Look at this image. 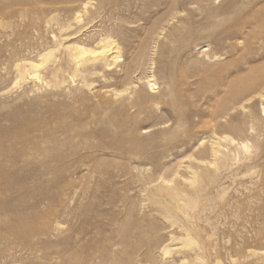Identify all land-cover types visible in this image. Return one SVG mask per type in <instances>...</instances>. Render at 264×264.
I'll list each match as a JSON object with an SVG mask.
<instances>
[{
	"label": "rangeland",
	"instance_id": "rangeland-1",
	"mask_svg": "<svg viewBox=\"0 0 264 264\" xmlns=\"http://www.w3.org/2000/svg\"><path fill=\"white\" fill-rule=\"evenodd\" d=\"M6 1L0 0V159L8 160V148L45 141L53 132L56 138L62 137L63 128L72 126L91 141V147L82 150L89 155V166L95 168L98 158L108 165L95 172L71 174L77 187L62 205L55 203L61 206L60 214L54 213L55 207L43 209L50 219L60 222L58 231L41 239L52 243L48 242L49 255L31 253L24 248L28 241L8 234L0 240V264H64V255L76 253L81 264H112L104 257L109 241L118 256H131L125 264H264L262 106L257 102L255 111L261 117L254 124L247 112L231 111L228 118L238 119L240 125L245 122V129H227L216 123L219 88L197 89L213 70L221 78H233L264 62L262 48L246 47L235 36L240 15L226 14L231 0H208L172 18L171 0ZM85 2L91 3L87 9ZM230 16L234 19L229 22ZM222 17L227 19L225 24L223 20L214 26ZM157 20H163L164 26ZM109 39L122 53L112 68L102 65V60L88 68L70 62L68 45L95 47ZM50 50L53 53L45 65L37 72L30 68L32 73L20 77L18 63L39 62ZM136 53L140 62L128 75L124 63ZM193 61L197 62L194 67ZM55 67L62 73H53ZM183 67H191L185 82ZM151 73L157 79L154 89L147 78ZM171 84L188 103L182 115L168 102ZM127 86L129 90L121 92ZM115 89L121 93L114 94ZM145 91L148 107L140 112L132 103ZM112 117L122 119L124 127L111 122ZM102 129L105 135H100ZM131 134L144 145L143 152L111 146L122 140L128 143ZM225 135L234 142L224 139ZM217 137L221 138V156L215 165L207 164L212 160L208 147ZM243 141L250 143L249 151L241 150ZM193 170L197 171L195 181ZM188 199L194 200L193 207L185 205ZM125 221L132 239L123 247L119 225Z\"/></svg>",
	"mask_w": 264,
	"mask_h": 264
},
{
	"label": "bare ground",
	"instance_id": "bare-ground-1",
	"mask_svg": "<svg viewBox=\"0 0 264 264\" xmlns=\"http://www.w3.org/2000/svg\"><path fill=\"white\" fill-rule=\"evenodd\" d=\"M205 1H208V0H171V1H168V8L170 10L169 12H171L170 18H172V16L176 17V15H177L176 13L180 12V10H184V8H186V7H187V9L190 8L189 6L193 7V9H194V6H196V5L202 7L204 5ZM208 4H209V2H208ZM89 5H91L90 2H85L84 8L87 9L89 7ZM7 6H9V5H7ZM225 11H226V14H229V15H232V14H239L240 15V18L237 20L238 23L235 24V30H234V32L236 34L235 36L241 37L242 39L239 38V40L240 39L243 40L245 42L246 47L253 48L255 45L259 46L260 48H262L261 50H263V54H264V0H231V2L229 4H227V6L225 7ZM167 15L170 16V14H167ZM80 16L81 15H79L78 17H80ZM209 19H211V18H209ZM233 19L234 18L232 16H230L228 18L229 22H230V20H233ZM166 20H169V19L166 18ZM223 20H224L223 24H225V21L227 19L225 20L222 17V20H220V21L216 20L214 22V26L223 22ZM4 21H6V20H4ZM169 21H167V22H169ZM6 22H8V21H6ZM162 22H163V20H160V22H158V20H157L158 24H161V26H164ZM164 23H166V21ZM212 26H213V24H212ZM234 32H233V34H234ZM225 34H227V33H225ZM67 49H68L67 51H68V55H69L68 58H69L70 62L75 63L76 67H79V68L81 66L85 68V67H87L88 64H90V63L94 64V62H96L97 60H102V65H106L109 68H112L114 65L119 63V61H120L119 59L122 56L120 46L117 44L114 45V41L111 39L105 41L104 43H99L95 47H88V46L81 45V44H73V45H68ZM206 50H207V46L202 51L205 52ZM65 51H66V49H65ZM249 51H251V50H249ZM52 53H53L52 50L43 53L40 57L39 62L33 61L34 60L33 59L27 63H24V65H21L20 63H18L19 65H17V71H18L20 77L22 76V78H23L25 76V74L29 75L28 71L30 73H32L33 71L37 72L38 71L37 68H39L42 65H45V63H47V61H48V58H50V55L52 56ZM247 55H249V54H247ZM244 56L245 55H243L242 57H244ZM64 58H66V57H64ZM140 58H141L140 54L136 53V55L131 56V58L128 62L124 63V67L127 70V74H128V71H130L132 69L134 70V68L137 67V65L140 62ZM63 61H64V59H63ZM60 62H61V60H60ZM195 62L193 61L192 64ZM57 63L58 62H56V64ZM187 64H188V62H187ZM60 65H62V64H60ZM63 65H64V63H63ZM189 66H191V64ZM14 67H16V66H14ZM58 67H60V66L58 65ZM61 67L63 68V66H61ZM193 67H194V64H193ZM30 68H32L33 71H30ZM190 68L191 67H189V69L186 67H183L180 69L181 74L183 76V82H185L187 77L189 76V74L191 72ZM57 69L58 68L55 67L53 70V73H54V71H55V73H58L57 71H59V70H57ZM195 69H197V68H195ZM210 69H213V68H210ZM84 70H87V69H84ZM214 71L215 70H213V73L209 72L208 74H206L204 76L203 81L201 82V84H198L199 87H197V89L198 88L200 90L204 89V88L210 89L211 87L219 88V94H218V98H217V102H216V111H215V116L218 118L216 120L217 126L218 125L219 126H225V128H227V129L244 131L245 122L243 120L242 121L244 122V124L240 125L238 122V119H231V118H228V116L231 114V111L240 110L241 112H245V113L247 112V116L250 119V122H252L254 124V122L257 120V118L261 117L255 111V107H256L257 102H259L260 105L262 106L261 107L262 111H263L262 113H264V62L257 64V65L250 66L244 73H242L236 77H233V78H229V76L221 78ZM59 72H61V71H59ZM34 75H35V77H39V75L37 73H35ZM51 75H52V73H51ZM56 76H58V75H56ZM147 78H148V83L150 84L152 89H154V86L157 84V79H156L155 75L151 73L150 75L147 76ZM189 78L190 77H188V79ZM13 85H14V83H13ZM170 86H171V88H170L169 93L171 95H170V99L168 102H170V105L175 110H177L180 115H182L184 113L188 103L186 101H184V99H182L180 96L177 95V93L173 90L174 87L172 86V84ZM129 88H130V86L123 88V91H121V92H127L129 90ZM206 89H205L204 93L206 92ZM114 91H115L114 94H116V95L121 93L117 89H115ZM209 91H212V89ZM200 92L201 91H199V93ZM202 94H203V92H202ZM151 96H153V95L151 94ZM148 98H149V93L145 91L143 93V95H141L137 99H135L132 104L134 107H136L138 110H140V112H142L148 104ZM159 101H160V103L162 102L161 100H159ZM155 105H157V103ZM50 107H51V105H50ZM52 107H53V105H52ZM140 112H139V114H140ZM70 116L71 115H69V117ZM238 116H239V114H238ZM180 119H181V117H180ZM221 119H224V124H221ZM241 119H243V118H241ZM78 121H79V119H78ZM110 121L114 122L120 128H123L125 125V122L122 119H116V118L112 117L110 119ZM215 126L216 125H214V128H215ZM5 130H7V129H5ZM92 131H95V130H92ZM125 132H127V130ZM84 133L75 127L65 126L63 128V136L62 137L56 138L55 135H53L54 134V132H53L52 136L48 135L47 136L48 138L45 141H40V140L27 141L26 147H23L21 149H16L15 147L12 149L11 148L7 149L9 151V153L7 155L8 160L0 159V240L2 238L6 237V235H8V234H13V235L15 234L18 237H20V239L26 240V242L28 241V243L24 246V248L28 249L31 253L37 254L39 251H44L45 252L44 254L47 253L46 250L48 248V244H49L48 242H50V241H47V240L41 241V239L44 236L52 234L53 231L55 232V230L58 231L60 222H54L52 219H50L51 216L48 215L46 212H44L43 209L46 207H55L56 211L54 213L60 214V212L62 210L61 206H55V203L57 201H59L60 204L62 205L61 202L62 201L66 202V200L70 197L71 193L73 194L75 192V189L77 187L76 181H74V178L71 177V174H73L74 172H77L79 170L85 171V170L94 169V172H95V170L104 169V166L108 165V162H106L105 159L98 158L96 165H95V168H92L91 167L92 165L89 166V164H91V163L88 164V162H86V161H88L87 158L89 155L86 154L85 152H82V150L83 149L86 150L87 148L91 147V141L88 139L87 135ZM99 133H100V135H105L106 131L102 129L99 131ZM0 135H1V133H0ZM96 135H98V134H96ZM120 135H123V132H121ZM91 136H92V134L90 135V137ZM118 136H119V134H118ZM42 138L43 137L40 136V139H42ZM224 139H227L231 142H234V139L230 135H225ZM220 140H221V138L217 137L216 140L211 141V144L208 147V152L212 156V160L206 161L207 164H214L215 165L216 161L220 158L221 152H222L221 151L222 144H221ZM127 142L128 143H125L122 140V142L119 144L111 143V146L117 147V148H127V149L129 148L133 151H138V153L140 151L141 152L144 151V150L143 151L141 150L144 147V145L140 143V140L135 135L131 134V137H129ZM239 146H240L241 150H245V151L250 150V143L248 141L240 142ZM258 146H259V144H258ZM94 148H95V146H94ZM101 148H102V146H101ZM109 148H111V147H109ZM258 148H260V147H258ZM37 165H39L42 169L37 170ZM4 166L8 167V170H6V169L2 170L1 168H3ZM21 166H27L28 169L25 170V168H24V170H23L21 168ZM64 171L67 175L66 174L64 175ZM191 172L193 175L192 181H195L197 179V171L193 170ZM44 175H46V176L50 175V176H48L50 178L46 179L44 177ZM78 189H79V187H78ZM77 193H78V191H77ZM73 196H74V194H73ZM73 196H71V197H73ZM175 196H177V195H175ZM178 197L179 196H177L176 199ZM110 199H113V198H110ZM109 201H111V200H109ZM68 202H70V201H68ZM194 204L195 203H194L193 199H188L185 203V205L188 207H193ZM96 211H99V210H96ZM63 213H65V212L63 211ZM72 213L69 212V214H72ZM91 219H92V217H91ZM109 220H111V219H108V221ZM126 221H129V219ZM120 223L121 224L119 225V228H120L119 230L121 232L119 234L121 235V233H123L121 237L124 238V239H122L123 241H121V244L124 245L123 247H125L128 243L131 242L130 241V239H132V238H130V233H131L130 230L131 229L129 228V222H126V223L120 222ZM78 225H80V224H78ZM109 225H111V224H109ZM133 226H131V228ZM135 226H136V223H135ZM85 231H87V230H85ZM146 232H148V231H146ZM189 240L190 239H188V240L186 239V242H188ZM19 242H21V241H19ZM112 242L109 241L108 246L104 247V249H106V251L104 253L105 259L107 261H111L112 264H123L124 262L127 263V259L130 260L131 256L129 254H128L129 256L125 255L126 257L118 256L113 251L114 250V248H113L114 244H112ZM53 243H54V241H53ZM51 245H52V243H51ZM66 245H67V243H66ZM58 247H59V245H58ZM61 248H63V247L61 246ZM133 248H134V246H133ZM125 249H127V248H125ZM136 250H137V248H136ZM164 250H165V252H168V248L165 249V247H164ZM112 251L117 256L114 255L112 253ZM135 251H132V254H133V252L135 253ZM130 253H131V251H130ZM47 254L49 255V253H47ZM120 254L121 253H119V255ZM81 259L82 258H80V256H77V253H76V255L75 254L74 255L68 254V255L63 256V263L64 264H81ZM102 259H103V257H102ZM86 260H87V258H86ZM103 263L106 264L105 262H103ZM5 264H7V263H5Z\"/></svg>",
	"mask_w": 264,
	"mask_h": 264
}]
</instances>
